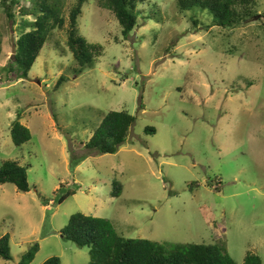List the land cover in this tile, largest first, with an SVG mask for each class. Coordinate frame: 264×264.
<instances>
[{
	"label": "rangeland",
	"instance_id": "374dc122",
	"mask_svg": "<svg viewBox=\"0 0 264 264\" xmlns=\"http://www.w3.org/2000/svg\"><path fill=\"white\" fill-rule=\"evenodd\" d=\"M35 1L14 0L26 9ZM48 1L63 26L20 77L8 73L12 45L34 17L14 5L11 28L0 0V165H28L30 184L28 192L0 185V237L9 234L11 253L0 264H18L33 244L29 264H88L89 248L63 235L76 212L110 220L123 237L224 244L238 264L248 252L264 264V0L232 28L207 10L148 0L126 38L105 0H86L78 34L103 52L81 71L66 44L76 0ZM111 110L135 118L126 141L113 154L86 149ZM17 114L31 132L21 146L10 134Z\"/></svg>",
	"mask_w": 264,
	"mask_h": 264
},
{
	"label": "trees",
	"instance_id": "16d2710c",
	"mask_svg": "<svg viewBox=\"0 0 264 264\" xmlns=\"http://www.w3.org/2000/svg\"><path fill=\"white\" fill-rule=\"evenodd\" d=\"M86 0H76L68 14V30L66 44L73 59L78 64L79 71L91 64L93 59L100 56L103 47L100 44L90 43L78 34L77 18L81 13ZM148 0H105L104 5L110 9L121 26V34L126 38L137 24L138 5ZM254 0H176L179 9L192 10L200 8L207 10L212 16L213 24L219 27L232 28L240 21L251 15L249 3ZM3 10L11 28L16 25L17 6L20 16L31 15L33 20H22L20 35L14 41L15 55L9 65V71L17 68L20 77H27L28 71L35 62L43 48L49 32L56 26L62 27L64 19L60 18L56 3L48 0H36L33 7L26 9L19 6L14 0H1ZM196 26L197 20L192 18ZM60 76L54 85V90L63 82ZM21 116L17 114L10 126L11 140L15 146H21L31 139L28 127L20 122ZM134 116L127 111L111 110L107 112L99 126L94 130L84 147L100 154L116 153L128 136L134 123ZM145 132H155L154 127H146ZM27 166L21 165L17 160H5L0 165V185L11 183L17 190L28 192ZM74 191L64 192L57 202L61 203ZM121 186L113 183L112 195L119 196ZM65 238L74 242L78 247H88L90 260L88 264H238L228 253L224 244L204 243H176L163 244L158 241L144 238H128L118 234L110 220L102 217L86 215L81 212L71 214L63 228ZM9 234L0 237V258L10 260ZM38 244L31 245L21 256L18 264H29L36 252ZM43 264H60L58 257H52ZM242 264H262L261 258L248 252Z\"/></svg>",
	"mask_w": 264,
	"mask_h": 264
},
{
	"label": "water",
	"instance_id": "95a60500",
	"mask_svg": "<svg viewBox=\"0 0 264 264\" xmlns=\"http://www.w3.org/2000/svg\"><path fill=\"white\" fill-rule=\"evenodd\" d=\"M15 52H16V50H15V45H12V55H13V56L15 55Z\"/></svg>",
	"mask_w": 264,
	"mask_h": 264
}]
</instances>
